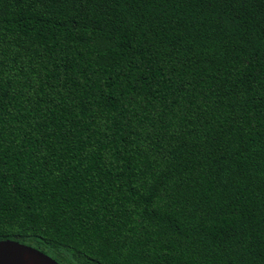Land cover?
Listing matches in <instances>:
<instances>
[{
  "label": "trees",
  "instance_id": "trees-1",
  "mask_svg": "<svg viewBox=\"0 0 264 264\" xmlns=\"http://www.w3.org/2000/svg\"><path fill=\"white\" fill-rule=\"evenodd\" d=\"M5 239L264 264V0H0Z\"/></svg>",
  "mask_w": 264,
  "mask_h": 264
},
{
  "label": "water",
  "instance_id": "water-1",
  "mask_svg": "<svg viewBox=\"0 0 264 264\" xmlns=\"http://www.w3.org/2000/svg\"><path fill=\"white\" fill-rule=\"evenodd\" d=\"M34 255L39 264H63L41 250L17 240H0V264H26V254Z\"/></svg>",
  "mask_w": 264,
  "mask_h": 264
},
{
  "label": "bare ground",
  "instance_id": "bare-ground-1",
  "mask_svg": "<svg viewBox=\"0 0 264 264\" xmlns=\"http://www.w3.org/2000/svg\"><path fill=\"white\" fill-rule=\"evenodd\" d=\"M26 264H39L36 257L30 253L26 254Z\"/></svg>",
  "mask_w": 264,
  "mask_h": 264
},
{
  "label": "flooded vegetation",
  "instance_id": "flooded-vegetation-1",
  "mask_svg": "<svg viewBox=\"0 0 264 264\" xmlns=\"http://www.w3.org/2000/svg\"><path fill=\"white\" fill-rule=\"evenodd\" d=\"M47 254V253H46ZM48 255H50V254H48ZM51 257H53L52 255H50ZM53 258H55V257H53ZM57 260V259H56ZM58 261V260H57Z\"/></svg>",
  "mask_w": 264,
  "mask_h": 264
}]
</instances>
